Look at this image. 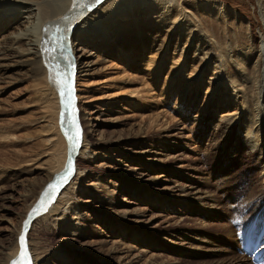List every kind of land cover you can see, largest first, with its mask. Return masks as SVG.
I'll use <instances>...</instances> for the list:
<instances>
[{
	"label": "rangeland",
	"instance_id": "374dc122",
	"mask_svg": "<svg viewBox=\"0 0 264 264\" xmlns=\"http://www.w3.org/2000/svg\"><path fill=\"white\" fill-rule=\"evenodd\" d=\"M198 1L164 2L157 18L145 15L138 26L97 21L94 38L75 32L90 50L72 83L79 154L55 192L67 187L58 193L62 212L46 221L35 216L27 231V251L41 259L32 264H251L241 250L264 233V147L240 115L252 108L246 79L257 67L253 114L264 126V71L260 62L250 67L260 59L264 18L257 0ZM109 6L106 14L115 10ZM180 8L214 57L204 60L196 43L179 50L184 37L159 30ZM215 60L230 78L209 87L203 80L217 75ZM19 70L0 76V264L56 170L68 110L61 85Z\"/></svg>",
	"mask_w": 264,
	"mask_h": 264
},
{
	"label": "bare ground",
	"instance_id": "6f19581e",
	"mask_svg": "<svg viewBox=\"0 0 264 264\" xmlns=\"http://www.w3.org/2000/svg\"><path fill=\"white\" fill-rule=\"evenodd\" d=\"M13 1L14 0H0V35H1L0 38L4 37L5 39L3 40V43H0V48L2 49L0 50V76H2L1 78H4L11 72L17 75L21 71L19 70V67L24 66V67L29 68L32 74L41 72V74H43L45 79L47 77V83H49L52 86V88H53V85H55L56 83L54 82V79L52 78L54 77V72H53L50 62L55 63L56 61H52L51 56H49L48 53H45L43 51L44 46H45L44 41L49 39L51 35V33L45 32L46 27L54 25L56 23H59L62 27L67 26L69 23L71 24L70 30L65 33L67 40H66V47L64 49L65 50L64 52L66 53L68 58L67 60H65L63 59V57H60L58 55L59 53V50H58L57 59L60 63V68L62 67V62L66 65L67 72L70 73L71 83H73V74H75L74 71L75 70L78 71L80 70V68H82L81 66L82 60L90 58V50L88 49L87 46L84 47V45L77 42L80 40L74 36L75 32L81 30L82 32H86L90 37L94 38L93 35H97L101 31L100 30L101 27L97 28V24H96L97 21L104 22V20H107V21L109 20V21H114V23L116 24H124V25L126 24L135 25L136 24L138 26V24L142 23L141 20L144 18L145 15H146L147 21L157 18L159 16V11L165 9L164 2L166 4H172L175 7H177L176 3L172 2L173 0H164V1L163 0H99V2L96 3L94 7L89 8L87 10H83L84 11L83 16H77V18L74 20L65 21L62 19V17L64 16L72 17L76 15L77 12L82 11L81 9L72 8L73 0H20L24 2V4L22 5H15ZM201 1L202 0L198 1V3H204L209 0L207 1L203 0V2ZM16 2L18 3V1ZM84 2L91 3V0H84ZM109 4L115 8L112 14H106L108 11L111 10ZM256 5H257V8H259L258 13L261 14V16L264 18V0H257ZM180 9L182 11L172 14L166 22L165 21L162 22V24L159 25V30L171 36L170 37L171 39L173 38L172 37L173 35L174 36L181 35L182 37H184L183 43L180 44L179 50H182V48L185 47L184 46L185 44L196 43L197 50H199L198 48L200 46L202 47L201 52H203L202 58H204V60H208L211 57H214L213 53L210 50L204 52V50L206 49V46H208L206 44L208 40L207 41L205 40L206 37L201 38V35L194 30L193 28L194 25L193 24L190 25L187 22V14H186V11H183L184 8H180ZM164 15H166V13H164ZM6 23L10 24V31H7V29L5 28ZM71 36H72V39H71ZM259 38H260V41H259V46H258V53H259L260 59L255 58L254 59L255 62L252 65L253 67L252 66L250 67L254 68V66L260 62L262 64V67L260 68H262L261 70L264 71V61H263L264 60V21H263V29L259 33ZM112 39L113 37L108 39V42H105L103 45L109 44ZM76 43L81 45L82 48L75 47ZM48 46L51 47V43H49ZM181 55H182V52H181ZM215 62L216 60L211 63L212 67H210V70H215V73L217 70V73H216L217 75L210 76L208 78L207 76L206 78L203 77L205 78V80H203L204 83L209 87H211L213 84L214 85H220V84L225 85L229 81V78H230L229 75L225 76L222 70H220V68L222 67V63L218 62V64H216ZM69 63L74 65V67L69 69L68 67ZM256 68H255V72L252 73L251 79H246V82L249 81L248 82L249 87L247 86L248 90L247 89L246 90L253 94L254 92L260 91L258 90L259 88L258 86H257V91L255 87L257 84V80H258V79L256 80V75H255L256 70H257ZM259 76H261V73H259ZM255 81H256V84H255ZM236 92L239 93L240 89L236 88ZM253 94L250 96L251 99L249 100L252 102V108H249V109L247 108V111L245 110V108H242L240 118H243L242 120L246 125L245 131H247V134L250 135V137L251 135L252 137H254L255 135L253 136V133H255L256 136L261 138L262 145L264 147V126L262 125V122H260V120L253 114L254 112L258 114L259 109L255 108V105L259 101V98H257V95L256 96L254 95L255 96L254 97ZM243 98H245V96ZM61 109L64 110L63 108ZM68 113H69V109L67 110V115H65L64 117V121H63L64 124L61 125L63 122L60 123V126H62V134L67 143L65 142L62 134L61 133L59 134V137L62 141L63 148L66 151L62 149V152L58 155L55 161L56 170L53 173L52 178H51L52 181L50 180V182L46 183L47 186L45 187L43 193L42 194L40 193L41 195L39 194L36 205L35 206L33 205L34 207L31 206L32 209L30 208L29 212L26 214L25 219L21 225V232L19 231V238L21 234L23 233L25 236L26 244H27L26 234H27V231L32 221L35 219V216L37 217L40 214L39 215L40 218L46 221L48 217H55L62 212L61 210H59L60 207H58L59 205H58L57 198H58V193H60L61 196L65 194L67 187L58 193H49L50 202H47L46 210H42L38 214H32L31 216L29 215L30 213H32L33 208L39 207V202L41 198L44 196L45 191L48 189L49 184L58 182L60 186V183L61 182L63 183L64 181H60L59 178L61 176H64L65 174H67V178H69L70 176L69 174H71V172L74 171V159H75V156L79 154V151H78L79 141H77L76 143H73L72 141L68 139V135L74 136L76 132V127L73 128V124L69 122ZM59 114H58V108H57L56 115H55L56 123L58 122L57 116ZM75 119L79 126L77 110L75 111ZM194 119L195 121H198L202 118L194 116ZM226 121L227 123L234 122L230 118H228ZM72 128L75 130H72ZM252 128L256 129V132L251 131ZM79 131L81 132L80 126H79ZM8 136L9 135H6L5 138H8ZM254 139H256V137ZM251 141H254V140H251ZM67 144H68V150H67ZM251 147H254L255 150L258 148L255 144H251ZM65 158H67V160H65ZM262 158H263V163H264V155L262 156ZM64 161L66 162L64 163ZM262 169H263L262 171L263 173L260 175H262L263 180H264V164H262ZM261 185L262 183L260 181L259 186L255 185V187L251 188L252 190L250 189L253 195V198L256 196V192L258 190H261ZM188 194L194 195V193L191 191H189ZM49 197H45V200L49 201ZM121 206L122 205H117V207H120V208ZM74 215H75V218L71 219L72 224H76V222H73V221L77 218V214L74 213ZM25 221H29L26 228H25ZM258 232L259 233L257 234V236L253 240L252 239L250 240L251 241L250 243L252 246L256 241L260 240V244H259V247L256 253H264V238L262 236L264 235V233L260 234V231ZM245 244L247 243L245 242L243 243L242 250ZM19 253H20V242L19 240H17L15 242L14 248L12 249V253L9 254L8 256L6 264H12V262L19 257ZM242 254L247 257V255L244 252H242ZM29 255L31 256V253ZM251 255L252 254L250 253L249 260L251 258ZM33 261L41 262V259L39 258H34V260L31 259V264L33 263Z\"/></svg>",
	"mask_w": 264,
	"mask_h": 264
},
{
	"label": "snow or ice",
	"instance_id": "6c2138e0",
	"mask_svg": "<svg viewBox=\"0 0 264 264\" xmlns=\"http://www.w3.org/2000/svg\"><path fill=\"white\" fill-rule=\"evenodd\" d=\"M99 0H91V3H85L84 0H73L72 8L73 9H81L82 11H79L76 13V15L69 17V16H64L62 17L63 20L69 21V20H74L77 18V16H83L84 11L89 8H92L95 6L96 3H98ZM71 24L69 23L67 26L62 27L59 23H56L54 25L48 26L45 28L46 33H51L49 39L44 41V49L43 51L45 53H48L49 56H51L52 61H56L55 63H51V67L54 72V82L61 85L60 88V93L61 96L63 97L65 93L67 94V106L69 109V122L73 125L76 126V132L75 135H68V139L72 141L73 143H76L79 139L80 131H79V126L76 122L75 119V107H74V96H73V87L70 79V73L69 72H61L59 71L60 69V63L57 59V53L59 50L58 55L60 57H63V59L67 60V55L64 52V49L66 47V40L67 37L65 33L70 30ZM49 43H51V47H49ZM69 69L73 68L74 65L69 63L68 65ZM63 116V113H62ZM67 135V133H66ZM71 167V166H69ZM60 181H65L67 180V174L64 176H61L59 178ZM59 187V183H52L49 184L48 189L45 191L44 196L41 198L39 202V207H35L32 210V213L29 215L31 216L32 214H38L42 210H46L47 208V202H50V197L49 193H55L56 189ZM45 197H49V201L45 200ZM29 221H25V228L27 227ZM20 253L19 257L12 262V264H31V257L27 251V245L25 242V236L22 233L20 238Z\"/></svg>",
	"mask_w": 264,
	"mask_h": 264
}]
</instances>
